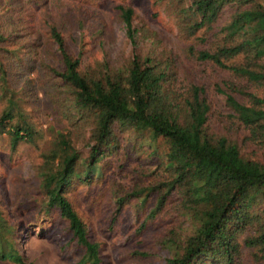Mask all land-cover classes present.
Instances as JSON below:
<instances>
[{
    "label": "trees",
    "instance_id": "16d2710c",
    "mask_svg": "<svg viewBox=\"0 0 264 264\" xmlns=\"http://www.w3.org/2000/svg\"><path fill=\"white\" fill-rule=\"evenodd\" d=\"M160 1L173 8L185 42L175 56L154 46L139 53L129 6L116 10L132 54L115 68L82 70L80 53L68 54L49 28L62 64L49 70L54 90L68 95L73 131L51 130L36 187L86 247L77 264L101 263L69 193L114 163L133 169L128 187L111 188L116 210L136 206L137 232L156 217L166 222L150 249L156 264H264V0ZM8 37L0 33V135L14 149L40 131L9 81L22 61ZM79 126L88 130L85 152L72 140ZM21 252L0 212V260L23 264Z\"/></svg>",
    "mask_w": 264,
    "mask_h": 264
},
{
    "label": "rangeland",
    "instance_id": "374dc122",
    "mask_svg": "<svg viewBox=\"0 0 264 264\" xmlns=\"http://www.w3.org/2000/svg\"><path fill=\"white\" fill-rule=\"evenodd\" d=\"M119 4L133 11L139 53L148 52L151 46L173 56L180 52L185 42L178 35L174 15L165 1L0 0V33L9 36L6 48L19 53L22 61L17 77L9 72V81L23 99L29 121L40 131L34 144L19 142L14 149L10 148L8 135H0V212L15 227V242L22 250L23 264H77L87 250L73 238L67 221L57 211L47 209L36 187L41 153L50 146L51 130L73 131L67 121L74 114L66 105L68 95L63 88L54 90L57 84L49 70L62 67L49 28L59 33L68 54L80 53L82 70L86 66L95 70L115 68L128 62L132 54L116 10ZM4 106L5 101L0 99V114ZM87 133L86 127L79 126L72 134L81 152L87 148ZM130 162L133 167L134 161ZM116 165H111L104 177L90 187L78 186L69 193L68 199L85 227V243L97 247L92 252H96L101 264H156L150 249L156 232L166 222L156 217L146 232H137L140 218L137 220L136 206L131 203L116 210L111 188L128 187L133 176V169L120 172ZM114 182L119 183L112 186ZM145 251L150 254H136ZM0 264L13 263L0 260Z\"/></svg>",
    "mask_w": 264,
    "mask_h": 264
}]
</instances>
